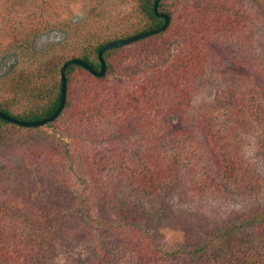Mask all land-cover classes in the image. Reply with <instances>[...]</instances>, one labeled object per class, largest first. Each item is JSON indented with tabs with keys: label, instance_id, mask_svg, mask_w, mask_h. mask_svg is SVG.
<instances>
[{
	"label": "trees",
	"instance_id": "16d2710c",
	"mask_svg": "<svg viewBox=\"0 0 264 264\" xmlns=\"http://www.w3.org/2000/svg\"><path fill=\"white\" fill-rule=\"evenodd\" d=\"M247 1L254 11V28L255 14L264 19V0ZM153 2L136 0L137 13L146 18L138 31L101 40L93 48V59L85 52L72 58L97 70L96 53L101 46L158 28L162 18L153 13ZM240 2L171 0L166 5L159 0L157 11L168 17L167 27L129 43H147L143 52H139L143 55L141 67L134 65L122 76L106 79L114 67L107 58L120 46L102 53L105 71L101 77L75 64L65 68V100L58 116L72 114L66 124L72 131H89L83 129L87 124L98 129V134L90 131L95 138L89 139L79 156L86 164L81 180L87 193L79 200V207L75 202L68 209L77 221L81 244L91 250L81 264H264V204L234 214L206 230L201 238L180 245L173 237L159 233L157 211L128 200L122 193V189L128 188L156 196L182 175L187 188L197 195L209 190V193L226 191L241 199L262 191L257 164L241 149L243 126L249 122L264 125V76L254 54L244 65L239 58L226 66V73L240 75L248 87L239 100L223 106L222 117L214 109H200L191 104L199 83L205 82L201 78L215 65L219 45L234 31L243 29ZM161 36L165 39L158 40ZM240 45L241 42L237 46ZM30 47L31 39L22 37L15 58L7 69L0 71V111L25 121L49 116L59 97V80L53 98L49 99L48 90L34 85L44 76L40 72L34 74L33 80L21 74L13 76L20 62L28 66L39 63L41 55ZM73 72L82 78L75 80ZM4 95L8 97L3 98ZM25 102L32 106L12 112L11 104ZM214 116L220 117L219 124L212 120ZM127 124L139 131L136 144L141 151L134 163L126 151L102 153L108 146L125 143ZM11 127L27 128L0 119V134ZM98 140H106V144L100 147L103 141ZM39 154L44 159L35 161ZM14 156L17 158L3 159L0 163V181H11L22 191L26 189L23 180L32 169L47 176L52 168L46 169V165L60 167L64 157L60 145L48 137L35 148ZM198 158L202 161L197 164ZM108 161L113 167L107 170L97 163L105 166ZM57 182L62 187L68 185L66 176L57 178ZM45 209L34 208L24 199H0V264H56L44 247L52 219L44 213Z\"/></svg>",
	"mask_w": 264,
	"mask_h": 264
},
{
	"label": "rangeland",
	"instance_id": "374dc122",
	"mask_svg": "<svg viewBox=\"0 0 264 264\" xmlns=\"http://www.w3.org/2000/svg\"><path fill=\"white\" fill-rule=\"evenodd\" d=\"M28 1L0 0V71L7 69L12 58H15L19 51L17 48L19 40L25 36L30 38V49L41 55L39 63L28 66L20 62L13 70V76L21 74L33 80L34 74L40 72L44 76L34 85L48 90L51 93L49 99L55 94L59 80L58 70L65 60L79 56L83 52L88 53L89 58L93 59L95 57L93 48L98 42L118 35L135 33L146 19L137 13L136 0H33L31 3ZM162 1L166 5L171 2ZM240 6L243 13V18H240L243 21V29L236 30L228 38H224L219 45L220 51L214 58L215 65L201 78L205 82L199 83L191 101L192 107L214 109L220 117L223 106L239 100L248 87V82L240 75L232 74L231 71L226 73V66L236 63L239 58L244 65L254 54L256 64L264 76V19L255 14L257 20L253 28L254 11L251 5L247 0H241ZM159 39L165 37L161 36ZM239 42L241 45L237 46ZM146 46L147 43L143 41L127 44L111 54L107 61L113 62L114 67L105 78L122 76L124 71L134 65L141 67L143 55L139 52H143L142 49ZM79 77L78 73L73 72L75 80ZM7 97L8 95H4L3 98ZM45 101L41 100L42 104L46 103ZM31 106L30 102L10 105L13 113L27 110ZM71 116L72 114H61L55 120L38 127L20 130L11 127L0 134V163L4 162L3 159H16L17 156L14 154L35 148L45 137L60 145V151L64 155L60 167L46 165V169L52 168L47 176L32 169L23 180L26 183L24 191L14 186L11 181H0V199H24L31 202L34 208H47L44 213L50 214L52 219L46 231L44 247L56 264H81L91 252L89 247L81 244L77 221L68 209L74 206L75 202L78 206L81 197L87 193L81 180L86 164H83L79 156L83 155V148L89 139L95 138L90 131L98 134V129L94 124L92 126L87 124L88 127L83 129L89 131H72L66 126ZM220 117L216 119L214 116L212 120L219 124ZM126 126L125 143L113 148L106 146L102 153L126 151L134 163L141 151V146L136 144L139 131L132 124ZM98 128L100 130L99 126ZM242 138L241 149L244 150V155L257 164L262 175L263 189L254 196L238 199L226 191L217 194L209 193L210 190L204 195H197L187 188L183 175L184 179L179 177L156 196L145 195L140 190L128 188L122 189L123 196L126 195L128 200L142 207L157 211V230L162 236L173 237L175 243L180 245L193 242L201 238L206 230L234 214L254 210L264 204V125L246 123L242 129ZM104 143L106 144V140L99 146L103 147ZM172 150L170 147L169 151ZM40 155L42 154L32 158H35V161L44 159ZM197 161L198 164L202 159L198 158ZM97 163L102 170L113 167L110 161L105 166L102 162ZM61 176H66L68 185L63 182L64 187L59 185L57 178L61 180Z\"/></svg>",
	"mask_w": 264,
	"mask_h": 264
},
{
	"label": "water",
	"instance_id": "95a60500",
	"mask_svg": "<svg viewBox=\"0 0 264 264\" xmlns=\"http://www.w3.org/2000/svg\"><path fill=\"white\" fill-rule=\"evenodd\" d=\"M158 1L159 0H154L153 4H152V11L153 13L159 17L162 18V24L155 29L152 30H148V31H144V32H140V33H136L133 35H130L128 37L104 44L103 46H101L96 53L97 56V61H98V69L94 70L93 68H91L89 65L85 64L84 62H82L79 59L76 58H69L67 59L65 62L62 63V65L60 66L59 69V97H58V102L57 105L54 109V111L47 117L39 119V120H34V121H25V120H19L16 119L14 117H11L3 112L0 111V119L5 120L7 122H10L12 124H15L17 126H22V127H38L41 125H44L46 123H49L51 121H53L58 114L60 113L63 104H64V100H65V77H64V71L65 68L70 65V64H75L80 66L81 68H83L84 70L88 71L91 75L95 76V77H101L104 74L105 71V64L102 58V53L106 50L109 49H113L116 47H120L126 44H129L135 40L141 39L143 37H146L148 35H152V34H156L160 31H163L167 25H168V17L165 14L159 13L157 11V5H158Z\"/></svg>",
	"mask_w": 264,
	"mask_h": 264
}]
</instances>
